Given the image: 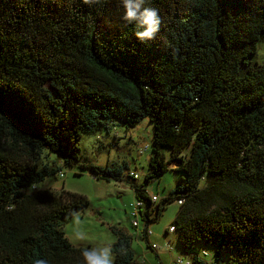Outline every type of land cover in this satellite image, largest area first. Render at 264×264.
<instances>
[{
    "label": "trees",
    "instance_id": "1",
    "mask_svg": "<svg viewBox=\"0 0 264 264\" xmlns=\"http://www.w3.org/2000/svg\"><path fill=\"white\" fill-rule=\"evenodd\" d=\"M149 3L160 27L141 43L121 0H0V264H84L91 245L72 244L62 223L88 199L38 188L63 174L48 154L121 180V165L78 163V140L142 118L151 153L142 182L130 183L135 198L150 207L145 186L170 162L183 185L159 197L153 219L140 213L141 230L131 226L146 241L165 202L181 198L170 226L190 264H220L198 257L199 241L231 251L225 264H264V61H247L264 32V0ZM112 231L113 264H146L131 248L136 231Z\"/></svg>",
    "mask_w": 264,
    "mask_h": 264
},
{
    "label": "rangeland",
    "instance_id": "2",
    "mask_svg": "<svg viewBox=\"0 0 264 264\" xmlns=\"http://www.w3.org/2000/svg\"><path fill=\"white\" fill-rule=\"evenodd\" d=\"M250 64L262 63L264 61V32L256 44L255 53L247 56ZM152 136V125L147 118L140 119L134 126L127 127L114 121L107 128L99 125L91 132L83 133L78 140V163L88 161L98 166L121 165V180L112 177H95L88 168H80L78 165H64L62 158L54 152L48 154L49 163L58 166L62 175L56 171L52 175L44 177L37 183L38 188H49L59 191L61 188L83 194L88 199V204L82 210L74 212L62 223V228L67 239L75 245H91L101 247L111 245L115 241L112 229L121 228L130 234L136 229L131 226L129 216V204L134 202L135 196L130 186L131 182L139 184L147 172V159L151 153L150 140ZM186 146L182 149V157L188 153ZM165 158L169 157V149L162 147ZM45 161V158H42ZM156 179L149 181L145 186L147 194H157L160 198L170 195L177 186H182L181 177L183 172L175 169L176 162H170ZM128 171H134L137 178L127 176ZM203 186V180L198 181V187ZM178 194L174 192V198ZM179 205L175 201L165 202L157 219L149 224L151 233L147 239L139 233L131 239V248L134 257L143 260L146 264H178L177 258L191 263L192 254L185 253L177 241V231L165 230L173 220ZM144 222L140 221L141 230ZM155 243L158 248L151 249L147 243ZM168 247V249L166 248ZM192 249L202 260L206 262L219 261L225 264L231 251L218 249L214 253L212 245L201 241L193 242ZM113 258V255H112ZM180 264H185L184 262Z\"/></svg>",
    "mask_w": 264,
    "mask_h": 264
},
{
    "label": "clouds",
    "instance_id": "3",
    "mask_svg": "<svg viewBox=\"0 0 264 264\" xmlns=\"http://www.w3.org/2000/svg\"><path fill=\"white\" fill-rule=\"evenodd\" d=\"M121 7V19L134 26L135 38L141 43L151 41L160 27L157 9L150 6L149 0H121ZM82 257L84 264H113L110 245L85 248ZM35 264H45V261L38 259Z\"/></svg>",
    "mask_w": 264,
    "mask_h": 264
},
{
    "label": "built area",
    "instance_id": "4",
    "mask_svg": "<svg viewBox=\"0 0 264 264\" xmlns=\"http://www.w3.org/2000/svg\"><path fill=\"white\" fill-rule=\"evenodd\" d=\"M133 177L137 178V174L136 172H129ZM61 175V174H60ZM148 200H149V203H150V207L147 209L146 208V204H145V201L142 200V199H137L135 198L134 202H131L129 204V207H130V212H129V216L131 217V225L132 226H138L139 224V215L140 213L143 214V212H147L148 211V215L147 217L148 218H152L154 217L153 215V211L150 209L151 207H153L158 201H159V196L157 194H154V193H151V194H148ZM182 201V199H176V203H180ZM168 231H171V230H174L172 226H168L167 228ZM148 233H150L151 231L148 229L147 230ZM159 246L161 245H158V244H155V243H152L151 244V247L153 248H158ZM168 249V247H166ZM176 263L180 264L182 262H184L185 264H189L188 261H183L182 258H177Z\"/></svg>",
    "mask_w": 264,
    "mask_h": 264
},
{
    "label": "crops",
    "instance_id": "5",
    "mask_svg": "<svg viewBox=\"0 0 264 264\" xmlns=\"http://www.w3.org/2000/svg\"><path fill=\"white\" fill-rule=\"evenodd\" d=\"M168 166H169V165H168ZM124 231H125V230H124ZM138 232H139V229H138V228H136V233H137V234H136V236L134 235L135 237H137V236H138ZM168 232H169V231H168ZM170 232H171V231H170ZM128 233H129V232H128ZM165 233H167V232H165Z\"/></svg>",
    "mask_w": 264,
    "mask_h": 264
}]
</instances>
